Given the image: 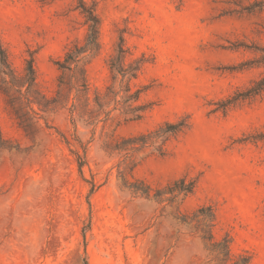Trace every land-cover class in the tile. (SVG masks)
<instances>
[{
	"label": "rangeland",
	"instance_id": "1",
	"mask_svg": "<svg viewBox=\"0 0 264 264\" xmlns=\"http://www.w3.org/2000/svg\"><path fill=\"white\" fill-rule=\"evenodd\" d=\"M85 1L101 22V52L88 66L91 94L111 83L108 62L123 37L129 59L149 60L133 83L149 109L139 122L115 113L95 132L78 126L88 149L84 178L101 185L90 195L57 131L41 121L30 138L0 95V264H219L194 224L180 220L202 207L214 211L215 239L229 237L234 258L264 264V94L220 109L264 78V0ZM87 33L78 0H0V41L12 67L22 75L34 53L47 97L57 90L54 63ZM185 118L191 127L166 144V156L145 150L127 179L153 192L193 180L194 193L158 203L123 188L121 158L103 143ZM46 119L74 134L65 111Z\"/></svg>",
	"mask_w": 264,
	"mask_h": 264
},
{
	"label": "trees",
	"instance_id": "2",
	"mask_svg": "<svg viewBox=\"0 0 264 264\" xmlns=\"http://www.w3.org/2000/svg\"><path fill=\"white\" fill-rule=\"evenodd\" d=\"M264 6V5H263ZM253 8L261 7L254 4ZM78 9L86 20L88 33L83 44L72 45L66 54L58 59L54 65L59 76L57 90L53 97H47L39 88L34 53H30L26 60L24 73L18 75L11 64L9 55L0 41V95L3 97L18 126L30 138H34L44 121L47 129H55L65 143L78 166L83 181L90 186V195L97 192L98 185L93 178L88 181L84 178V168L88 165L87 145L78 136V126L83 125L96 131L100 124L112 122L115 113L123 117L125 123L141 121L148 106L140 104L143 89L133 85L142 74L149 60L145 56L139 59H129L132 55L125 45L123 37L115 49L114 55L108 62L111 72V83L104 92L95 90L91 94L88 81V66L101 52V22L94 5H88L85 0H78ZM264 53V50H261ZM264 56H262V62ZM264 94V78L254 83L245 93H237L227 99L220 107L226 114L231 108L237 107L246 100L261 98ZM219 110V109H218ZM57 111H65L68 120L74 128V134L69 138L55 127L50 126L46 115ZM187 118L175 123H166L163 127L146 134L122 139H110L103 143V151L109 155L120 156L117 164L118 179L123 188L145 199H154L158 203L174 202L178 197H187L194 193L196 181L180 179L163 189L153 190L142 181L130 183L127 176H132L136 168L143 161L139 155L147 149L152 154L165 157L166 144L177 139L190 129ZM154 193V194H152ZM180 220L187 225L194 224L195 233L199 234L209 251L219 264H250L251 257L240 255L234 258L231 255L229 237L221 241L215 239L213 230L216 216L211 207H202L192 216H182ZM90 225L84 228V234ZM86 264H88L86 262Z\"/></svg>",
	"mask_w": 264,
	"mask_h": 264
}]
</instances>
